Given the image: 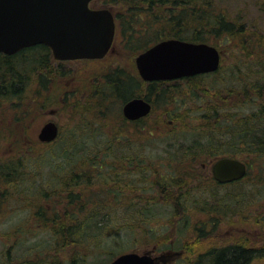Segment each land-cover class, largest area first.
Listing matches in <instances>:
<instances>
[{
	"label": "trees",
	"instance_id": "trees-1",
	"mask_svg": "<svg viewBox=\"0 0 264 264\" xmlns=\"http://www.w3.org/2000/svg\"><path fill=\"white\" fill-rule=\"evenodd\" d=\"M97 2L111 8L109 10L115 17L117 30L121 38H124L125 47L132 45V50L138 54L167 39L213 45L208 42L209 35L215 38L224 37L227 42H232L236 53L233 54V62L228 71L224 73L220 66L216 73L194 76L186 80L194 83L197 80L205 81V88L201 92H208L211 88L214 95L217 94L216 98L219 93L227 90L237 103L230 106L224 99L219 100L221 104L218 99L213 104L206 103L200 118L204 125L199 126L202 128V136L200 132L198 134L200 137L193 139L185 152L177 149V153L183 155H177V159L167 151L168 156L160 159L165 158V162L162 163L149 161L145 164L144 159L139 160L138 156L145 153L141 141H145L144 148L148 145L146 137L136 135L130 130L126 134L122 127H117V130L106 135L105 140L101 141V151L105 156L100 159L97 157L96 147L90 148L82 142L80 126L68 128L62 134L59 133L54 142L46 144L47 146L57 144V148L62 150L60 158L63 166H59L58 169L61 167L62 171L67 170L64 172L66 174L64 180L60 177L58 169L53 176V178L59 176L56 183H52L53 188L61 195L57 198L60 199L57 212L53 208L51 219L44 218L41 213L34 214L35 217L44 219L38 220L35 230L32 231L42 227L52 236L55 254L51 264H101L99 259L101 254L107 255L103 264H108L122 250L135 248L136 232L145 234L143 238L156 239L154 240L156 243L161 242L163 235L159 228L157 229L159 223L175 225L181 222L182 228H187L190 217L196 214L195 205L201 201L204 190L213 184L210 177H201L198 173L201 169H195L192 165L197 158L216 157L222 154L235 158L240 155L243 161L250 164V161L264 157V33L260 29L252 31L249 26L244 27L240 17L216 12L212 9V4L205 0H200V4L193 0H95L92 2L93 8H97L95 6ZM194 8L197 13L189 14L190 17L185 21L180 20L186 11L189 9L194 11ZM192 16L195 19L197 17L196 24L193 23ZM135 23L140 24L138 32L134 30ZM169 28H173V31H169ZM186 29L193 30L190 37L184 36L183 32ZM149 30L156 33L153 40L136 45L133 43L135 38H138L135 34L143 33L145 35L141 36H146ZM116 42L117 39L115 44ZM149 42L150 44L146 46ZM27 53L29 57H25ZM48 55L50 51L44 45L24 49L12 56L0 53V109L5 104L14 105L31 92L33 79L35 86V76L41 79L40 84L43 87L46 86ZM105 78L104 89L98 91L96 87L95 95L98 99L117 97L124 104L132 98L141 97L152 103L151 113L153 112L155 104L149 95L141 94L138 90L145 83L136 73L116 69ZM212 79L213 87L210 82ZM165 84L166 82L159 81L148 85L158 90L159 101H168L169 104L174 102V99L166 90ZM219 84L222 89L218 88ZM69 95L71 94L65 92L66 99ZM121 122L131 125L123 118ZM148 135L147 138L151 139L153 134L150 132ZM227 135L229 139L226 141ZM226 142L230 145L229 149L220 151L218 144L226 147ZM187 155L193 157L189 158ZM134 157L138 159L137 165L131 163ZM14 158L17 159L10 165L6 161L0 164V200L12 198L7 194H11L15 189L14 183L18 185L19 182L27 181L24 175L26 171L22 168L29 166L30 159L16 155ZM125 162L132 167L131 171H127L124 166H118ZM164 163L168 165V169L161 174L158 167ZM70 167L71 169H68ZM105 174L108 178L104 176ZM141 190L147 192L155 190L157 194L150 195L146 205H142V202L133 203L130 195ZM22 199L29 203L35 198L25 195ZM157 202H162L169 208L168 215L163 218L156 215ZM200 212H204V209L200 208ZM218 214L219 210L216 209L215 213L210 215L212 224L217 225ZM209 223L201 222V227L197 229L190 227L189 234L193 235L194 230L199 233L205 232ZM180 233L181 230L177 232ZM23 234L25 232L15 224L11 230V238L14 237L12 249L25 242ZM202 236L198 235L197 238ZM186 241L184 244L186 248L194 246L193 242L189 243L191 239L188 238ZM252 243L242 241L232 247L209 248L198 256L193 254L183 259L181 264H250L254 259L264 257V250L261 251ZM41 244L33 243L30 253L32 250L43 249ZM64 250H68V256L60 259V251ZM88 259L95 260L91 262ZM15 264L19 262L16 261ZM29 264H35V261L32 260Z\"/></svg>",
	"mask_w": 264,
	"mask_h": 264
},
{
	"label": "rangeland",
	"instance_id": "rangeland-1",
	"mask_svg": "<svg viewBox=\"0 0 264 264\" xmlns=\"http://www.w3.org/2000/svg\"><path fill=\"white\" fill-rule=\"evenodd\" d=\"M193 1L200 4V0ZM205 1L212 4V9L216 12H225L240 17L244 27L247 25L252 31L258 28L264 33V0ZM95 6H97V9L108 8L111 10L110 7L101 2H97ZM196 10L198 9L196 8ZM191 13L192 15L197 13L195 8L194 11H190V9L186 11L180 20H187ZM196 19L192 16L194 24L197 23ZM134 26V30L138 32L140 24L135 23ZM169 29V31H173V28ZM192 32V29H186L183 34L190 37ZM141 34H135L138 37L133 42L135 45L153 40L156 33L149 30L146 36H143L145 34L141 36ZM207 37L208 42L218 48L221 55V68L225 73L232 65L233 54L236 53L234 44L227 42L224 37L215 38L209 35ZM149 44L150 42L146 46ZM125 46L124 38H121L119 33L117 34L116 44L114 43L105 59L69 64L55 63L54 59H48L45 77L46 86L43 87L40 84L42 83L41 79L35 76V86L33 79L31 92L14 105L5 104L0 109V164L3 161H6L9 165L12 164L15 161L14 159H17L14 158L15 155L30 159L29 166L22 168L26 171L24 175H26L25 179L27 181L19 182L18 185L14 183L15 189L11 194H7V196L11 195L12 198L10 200H0V264H15L16 261L25 264L27 260L34 258L39 264H46L49 263V260L46 259L47 255L53 257L55 254L51 234L44 231L42 227H39L37 231H32L35 230V224L38 223L34 214L41 213L44 218L51 219L53 208L55 212L59 209L58 201L60 199L57 198L61 197L60 192H56L58 190L53 188V184L56 183L59 176L56 178H53V176H55L54 173L58 167L63 166L60 158L62 150L57 148V144L47 146L37 140L40 127L45 122L49 120L56 122L59 125L61 134L70 127L77 128L75 126H80L82 142L90 148H97L98 159L105 156V153L101 151V141L105 140L106 135H110L117 130V127H122L126 134L130 130L136 135L146 137L148 145L144 148L145 141H141L142 150L145 153L138 156L139 160L144 159L145 164L149 161L150 163H162L165 162V158L164 160L160 159L168 156L167 151H170V154L177 159V155H182V153H177V149L185 152L186 148L192 144V140L200 137L198 134L202 128H199V126L204 125L200 118L206 103L213 104L217 99L218 102L220 99H224L226 104L229 102L230 106L237 103L234 102V97L230 96L227 90L219 93L216 98L217 94L214 95L211 88L208 92H201L205 88V81L197 80L194 83L186 79H180L170 81L165 85L166 90L171 93L169 95L173 96L174 99V102L168 104V101H159L158 90H155L154 87L151 88L148 83L144 82L145 84L138 90L141 91V94L146 93L149 95L155 104L154 110L150 116L134 125H125L121 122L123 101L117 97H108L101 100L95 95L96 87H98V91L103 90L106 83L105 76H108L114 70L121 69L126 73L137 74L135 57L138 53L132 50V45ZM25 57H29V54H25ZM34 73L39 74V72ZM32 77L34 78L33 75ZM215 81H218V79H215ZM210 82L213 87L214 79ZM218 88L222 89L223 87L219 84ZM65 92L71 94L68 99L65 98ZM219 104L221 103L219 102ZM243 109L241 108V110ZM51 112L52 114H50ZM150 132L153 135L151 139H148ZM200 135L202 136V132ZM225 139L227 141L229 135ZM225 145L226 147H223L222 144H218V149L220 151L229 149L228 142ZM23 150H26L25 155ZM142 156L149 159L147 160ZM222 156L224 155L216 157L203 156L197 158L192 165L195 169H201L198 172L201 177H211L212 163ZM187 157L191 158L193 156L187 155ZM240 157V155L236 156V158ZM138 159L132 158L131 163L137 165ZM165 164H160L158 167L161 174H164L168 169V165ZM118 166H124L127 171L132 170L127 162L118 164ZM249 167L248 180H250V183L239 181L224 186L213 185L207 187L201 196V201L195 205L197 208L196 214L190 217L187 228H182L181 222L175 225L159 223L157 229L159 228L161 235H163L159 243L154 241L156 239L143 238L145 234L136 232L135 248L122 250L121 253H117L116 257L123 253L132 252L151 256L157 264H181L183 259L191 257L193 254L198 256L209 248L232 247L233 245H239L242 241H247L249 244L253 242V246L264 248V230H250L248 224L254 219L256 220V214L261 215L264 213V208L260 207L255 210L256 201H262L264 204V183L262 187L255 184L257 174H261L264 179V157L250 161ZM68 169H71V167ZM138 169H140V166H138ZM58 171L60 177L64 180L66 178L64 172L67 170L62 171L60 167ZM104 176L108 178L107 174ZM115 180H117L116 177ZM257 190L260 191L261 200L258 196L253 195V192H257ZM156 194L155 190L149 192L141 190L132 193L130 197L133 203L142 202V205H146L150 195L156 196ZM19 195L22 197L26 195L35 199L27 203L28 201H23L22 197L18 198ZM156 208L158 212L156 215L159 218H163L169 213L168 206H165L162 202H157ZM200 208H203L204 212H200ZM216 209L219 210V214L216 215L218 223L215 228L208 227L205 232L200 233L194 230L193 235L192 233L189 234L190 227L197 229L201 227V222L208 221L211 223L210 215L214 214ZM59 211L61 212V210ZM249 216H251L250 221L248 220ZM161 223L163 222L161 221ZM15 224L16 226L19 225L25 232L23 234L25 242L13 251L11 246L14 243V237L11 238V230ZM179 230H181V233L177 234ZM204 233H206L205 236ZM197 235L203 236L197 238ZM123 237L125 238V236ZM188 238L191 239L189 243L193 242L194 244L192 248H186V245H184ZM37 242L42 243L43 249L32 250V253H30L31 245ZM45 252L47 254L44 255ZM38 254L45 258L43 259ZM60 254L59 258L64 259L68 256V250L60 251ZM101 255L99 259L103 264L107 259V255ZM88 260L93 262L95 259L93 261L92 259ZM250 264H264V257L256 258Z\"/></svg>",
	"mask_w": 264,
	"mask_h": 264
},
{
	"label": "water",
	"instance_id": "water-1",
	"mask_svg": "<svg viewBox=\"0 0 264 264\" xmlns=\"http://www.w3.org/2000/svg\"><path fill=\"white\" fill-rule=\"evenodd\" d=\"M94 0H0V53L12 56L36 45L46 46L56 61L98 60L110 50L116 25L108 9H92ZM216 47L203 42L163 40L135 58L144 82L172 81L214 73L220 66ZM151 104L143 98L125 102L121 113L126 121L148 116ZM59 134L54 121L42 125L37 140L51 143ZM218 183L240 180L245 164L223 157L212 164ZM110 264H156L148 255L124 253Z\"/></svg>",
	"mask_w": 264,
	"mask_h": 264
},
{
	"label": "flooded vegetation",
	"instance_id": "flooded-vegetation-1",
	"mask_svg": "<svg viewBox=\"0 0 264 264\" xmlns=\"http://www.w3.org/2000/svg\"><path fill=\"white\" fill-rule=\"evenodd\" d=\"M120 32L119 31H117V34H119ZM107 56H105L104 58H102V59H105ZM46 59H54V57L51 55V52H50V55H48L47 56V58ZM81 61H86V60H75V61H54L55 63H61V64H69V63H72V62H81ZM88 61H90V60H88ZM38 77V76H37ZM189 78H191V77H189ZM182 79H187V78H182ZM178 80H180V79H178ZM172 81H174V80H172ZM164 82H166V84L167 83H169L170 81H164ZM150 84V83H149ZM165 84V85H166ZM145 100V99H144ZM147 101V100H146ZM150 104H151V106L153 107V105H152V103L150 102V101H148ZM54 112V111H53ZM50 114H52V112L50 113ZM148 116H150V114L148 115ZM144 118H146V117H144ZM144 118H142V119H139V120H136V121H127L128 123H130L131 125L133 124H135V123H137L138 121H141V120H143ZM244 163H245V166H246V173H245V175H244V177L243 178H241L240 180H238V181H233V182H229V183H218L215 179H214V176H213V173H212V168H211V180H212V182H213V184H212V186L213 185H217V186H224V185H229V184H232V183H235V182H244V183H250V180H248V176L250 175V167H249V165L250 164H248V162L247 161H244ZM203 167H205V165H203ZM248 180V181H247ZM263 183H264V179H263V176L261 175V174H257L256 175V178H255V184L257 185V186H259V187H262L263 186ZM253 195H256V196H258L259 197V200H261V196H260V191L259 190H257V192H253ZM264 208V204H263V202L262 201H256V207H255V210H257V209H259V208ZM256 217V220L254 221H252L251 223H248L249 225H250V230H253V229H256L257 231H263L264 230V220H262V219H264V213L263 214H256L255 215ZM52 218V217H51ZM261 218V219H260ZM36 220H43L44 218L43 217H40V218H35ZM248 220L250 221L251 220V216H249V218H248ZM209 224H210V226H209ZM208 225H207V228L208 227H210L211 229H213V228H215V224H212V223H209ZM198 236V235H197ZM234 246V245H233ZM258 249H261V251H263L264 250V248H258ZM13 251H14V249H13ZM8 255V254H7ZM45 255V254H44ZM9 256V255H8ZM41 256V255H40ZM10 257V256H9ZM43 259L45 258L44 256H41ZM36 258H38V257H36ZM46 259H48L49 260V263H46V264H51L52 262H53V257H49V255H47V257H46ZM32 260H34L35 261V258L34 259H29V260H27V262L25 263V264H29ZM19 264H22L21 263V261H19ZM35 264H39L37 261H35Z\"/></svg>",
	"mask_w": 264,
	"mask_h": 264
}]
</instances>
